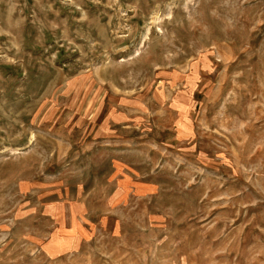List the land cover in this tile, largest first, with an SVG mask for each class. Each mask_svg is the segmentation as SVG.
<instances>
[{
	"label": "rangeland",
	"instance_id": "rangeland-1",
	"mask_svg": "<svg viewBox=\"0 0 264 264\" xmlns=\"http://www.w3.org/2000/svg\"><path fill=\"white\" fill-rule=\"evenodd\" d=\"M0 264H264V0H0Z\"/></svg>",
	"mask_w": 264,
	"mask_h": 264
}]
</instances>
